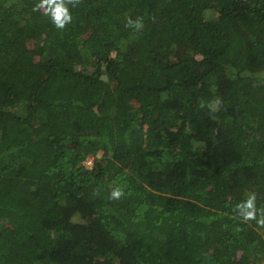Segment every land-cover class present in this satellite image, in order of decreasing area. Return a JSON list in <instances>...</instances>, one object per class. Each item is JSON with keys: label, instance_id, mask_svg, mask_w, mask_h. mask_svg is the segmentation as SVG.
Instances as JSON below:
<instances>
[{"label": "trees", "instance_id": "16d2710c", "mask_svg": "<svg viewBox=\"0 0 264 264\" xmlns=\"http://www.w3.org/2000/svg\"><path fill=\"white\" fill-rule=\"evenodd\" d=\"M37 3L0 0V264H264V0Z\"/></svg>", "mask_w": 264, "mask_h": 264}, {"label": "clouds", "instance_id": "9594fccd", "mask_svg": "<svg viewBox=\"0 0 264 264\" xmlns=\"http://www.w3.org/2000/svg\"><path fill=\"white\" fill-rule=\"evenodd\" d=\"M81 0H39V3L35 4L33 11H43V14L49 16L53 25L58 29H64L65 26L72 21V15L69 9V5L73 7L77 6ZM126 27H133L139 31L143 28V22L141 18L133 20L131 17L127 18ZM85 162V160H84ZM123 195L121 188H114L110 193L111 199H119ZM256 196L251 194L246 201L242 202L246 207L253 209L248 212L244 217V220L255 219V205ZM239 206V205H238ZM259 225H264V219L257 221Z\"/></svg>", "mask_w": 264, "mask_h": 264}, {"label": "rangeland", "instance_id": "374dc122", "mask_svg": "<svg viewBox=\"0 0 264 264\" xmlns=\"http://www.w3.org/2000/svg\"><path fill=\"white\" fill-rule=\"evenodd\" d=\"M239 32V31H236V33ZM198 51L192 46V45H189V44H180L179 45V50L177 52V56H183L185 54H194L197 56V59L201 60V57L199 56V54L197 53ZM121 164L126 168V169H130V166H129V163L126 162V161H121ZM68 257V255L66 256Z\"/></svg>", "mask_w": 264, "mask_h": 264}, {"label": "built area", "instance_id": "2783aa9c", "mask_svg": "<svg viewBox=\"0 0 264 264\" xmlns=\"http://www.w3.org/2000/svg\"><path fill=\"white\" fill-rule=\"evenodd\" d=\"M85 164L87 165V166H92V164H93V157L92 156H88L86 159H85Z\"/></svg>", "mask_w": 264, "mask_h": 264}]
</instances>
